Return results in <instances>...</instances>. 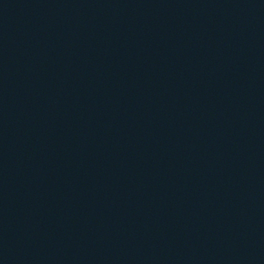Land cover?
Segmentation results:
<instances>
[{
	"label": "water",
	"instance_id": "1",
	"mask_svg": "<svg viewBox=\"0 0 264 264\" xmlns=\"http://www.w3.org/2000/svg\"><path fill=\"white\" fill-rule=\"evenodd\" d=\"M0 264H264V0H0Z\"/></svg>",
	"mask_w": 264,
	"mask_h": 264
}]
</instances>
